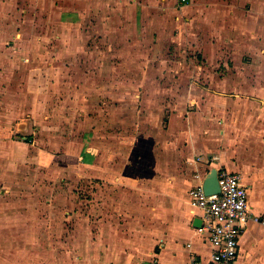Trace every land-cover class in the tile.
Here are the masks:
<instances>
[{"label":"rangeland","instance_id":"obj_1","mask_svg":"<svg viewBox=\"0 0 264 264\" xmlns=\"http://www.w3.org/2000/svg\"><path fill=\"white\" fill-rule=\"evenodd\" d=\"M256 22L245 66L232 0H0V242L102 221L131 236L186 209L191 158L227 156L235 112L264 122V106L232 105V72L244 100L264 97ZM85 148L92 164L74 160Z\"/></svg>","mask_w":264,"mask_h":264},{"label":"crops","instance_id":"obj_2","mask_svg":"<svg viewBox=\"0 0 264 264\" xmlns=\"http://www.w3.org/2000/svg\"><path fill=\"white\" fill-rule=\"evenodd\" d=\"M177 1L183 9H188L194 0L188 3ZM69 15L75 14L63 13L62 18L67 19ZM253 19L255 22L257 20L254 25H264V0H232V61L234 63L241 59L245 66H250L251 64L248 61L250 57L248 56H255V54H250L252 52L249 49L250 53H245L248 48L247 44L243 47H240L241 43L238 45V42L243 40L249 42L246 41L247 38L252 40L258 37L254 34L245 35L246 30L252 32L250 27L253 26ZM242 29H244V32L240 34L239 30ZM259 34L260 39L257 38V41L263 44V48L259 49V54L264 57V32ZM241 62L239 66L243 65ZM232 75H234L232 79L239 82L237 75L233 72ZM236 81H234L235 83L232 82V105L239 106L250 102L258 106H264L263 96L244 100L239 95ZM233 117L232 131L229 127V150L226 157L222 158V156L220 157L214 153L206 155L205 158L198 155L199 159L207 165L199 161L193 162V158H191L190 164L197 170L192 175L191 188L204 181L206 174L212 167L237 172L248 186L252 213L263 216L264 122L258 116L246 115V124L242 126L241 119L240 117L238 119L236 112ZM251 118L253 119L249 124L247 121H250ZM204 149V145L197 141L193 147L190 146L187 150L188 154L191 152L201 154L205 152ZM193 154H191V157ZM214 156H218V158L212 160ZM84 164L89 165L92 163L86 162ZM205 166L210 168L209 171H205ZM187 203L186 209L169 214L170 219L163 226L138 228L132 230L131 236L128 235L130 231H126L124 227L112 224L105 225L102 217L97 221H102L99 226L86 224L85 226L72 228L56 226L52 229L38 227L33 232L38 235H46L41 241L43 246L38 244V247L36 243H33L34 246L32 247L30 243H26L32 242V238L21 241L26 243L25 246L20 245L21 247L16 246L15 242L18 240L13 242L12 238L8 239L10 241L0 242V264H191L195 256L208 260L211 257L213 246L207 236L199 231V226L194 224L195 219H201V212L190 205L189 193ZM72 216L69 214L66 219ZM89 216L93 217L92 215H85L84 218L89 220ZM62 230L64 232L63 237L60 236ZM25 231L28 234L32 233L29 229L21 232ZM50 231L53 240L51 238V240L46 241ZM14 232L16 231L14 230ZM237 264H264L263 223L251 220L244 229L240 237Z\"/></svg>","mask_w":264,"mask_h":264},{"label":"built area","instance_id":"obj_3","mask_svg":"<svg viewBox=\"0 0 264 264\" xmlns=\"http://www.w3.org/2000/svg\"><path fill=\"white\" fill-rule=\"evenodd\" d=\"M188 3L191 0H180ZM218 156L212 157V160ZM221 190L207 194L203 181L189 190V203L198 209L202 224L199 231L213 246L206 260L195 256L191 264H237L240 237L251 220L264 224V215H254L250 209L248 186L242 176L225 168L219 169Z\"/></svg>","mask_w":264,"mask_h":264},{"label":"water","instance_id":"obj_4","mask_svg":"<svg viewBox=\"0 0 264 264\" xmlns=\"http://www.w3.org/2000/svg\"><path fill=\"white\" fill-rule=\"evenodd\" d=\"M203 187L207 194L218 193L221 190L218 167H212L206 174L203 181ZM194 224L196 226H201L202 219H195Z\"/></svg>","mask_w":264,"mask_h":264},{"label":"trees","instance_id":"obj_5","mask_svg":"<svg viewBox=\"0 0 264 264\" xmlns=\"http://www.w3.org/2000/svg\"><path fill=\"white\" fill-rule=\"evenodd\" d=\"M31 139V137H27L26 140ZM91 151L88 150H84L82 152V154L78 157V158H74L75 161H84V162H88L91 163L93 161L92 155H91Z\"/></svg>","mask_w":264,"mask_h":264}]
</instances>
